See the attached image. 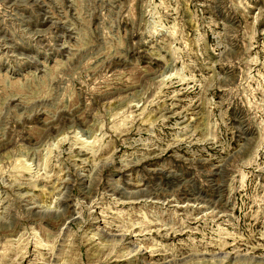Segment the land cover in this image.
Here are the masks:
<instances>
[{"label":"rangeland","instance_id":"rangeland-1","mask_svg":"<svg viewBox=\"0 0 264 264\" xmlns=\"http://www.w3.org/2000/svg\"><path fill=\"white\" fill-rule=\"evenodd\" d=\"M0 264H264V0H0Z\"/></svg>","mask_w":264,"mask_h":264},{"label":"bare ground","instance_id":"bare-ground-1","mask_svg":"<svg viewBox=\"0 0 264 264\" xmlns=\"http://www.w3.org/2000/svg\"><path fill=\"white\" fill-rule=\"evenodd\" d=\"M68 211V210H67Z\"/></svg>","mask_w":264,"mask_h":264}]
</instances>
